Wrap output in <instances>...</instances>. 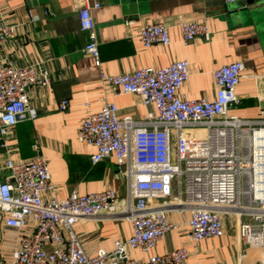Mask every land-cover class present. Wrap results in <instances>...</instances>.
<instances>
[{
    "label": "built area",
    "instance_id": "obj_1",
    "mask_svg": "<svg viewBox=\"0 0 264 264\" xmlns=\"http://www.w3.org/2000/svg\"><path fill=\"white\" fill-rule=\"evenodd\" d=\"M90 1L80 9L81 30L88 34L83 51L101 66L100 46ZM183 37H211L205 20L178 19ZM128 24L131 21H127ZM14 35L0 20V45ZM145 46L170 43L169 26L148 22L138 31ZM244 65L233 61L214 69L215 96L190 98L179 93L189 76V61L177 59L155 67L109 74L101 70L104 103L80 120L77 136L95 146L93 163L113 156L116 175L127 179V193L106 186L71 192L59 198L43 155L7 157L0 178V264H186L189 250L180 246L151 252L163 235L179 226L170 212L183 214L192 242L220 236L225 217L235 222L239 240L264 255V119H248L230 110L240 102L236 87ZM49 74L36 64L0 63V136L17 123L33 119L29 87L48 84ZM109 88L135 93L149 109L143 119L119 116L107 98ZM68 100L60 103L66 108ZM5 146V143H2ZM129 220L132 234L111 249H84L74 224L80 220ZM140 248L147 258H135Z\"/></svg>",
    "mask_w": 264,
    "mask_h": 264
},
{
    "label": "crops",
    "instance_id": "obj_2",
    "mask_svg": "<svg viewBox=\"0 0 264 264\" xmlns=\"http://www.w3.org/2000/svg\"><path fill=\"white\" fill-rule=\"evenodd\" d=\"M93 7L100 46L101 66L83 51L88 34L81 30L79 12L87 2ZM183 17L205 20L211 37L186 41L178 24ZM0 20L13 26L14 35L0 45V63L14 66L36 64L46 70L48 84L29 87L30 103L37 116L17 123L0 136V178H6L3 160L43 155L59 198L71 192L99 191L106 186L120 196L127 193V179L116 175L113 156L93 163L95 146L81 142L77 131L81 118L98 111L104 103L101 70L109 74L132 72L142 66H165L177 59L189 61V76L179 90L190 98L215 96V68L233 61L244 65L236 87L240 102L230 111L243 118L264 119V0H0ZM127 21H131L130 24ZM169 26L171 41L145 46L138 35L148 22ZM107 98L119 107V116L143 119L148 107L135 93L109 88ZM66 108H60L62 100ZM5 143V146L2 143ZM190 212H170L179 226L167 231L151 252L164 253L186 246V264H264V255L251 251L239 240L235 222L225 217L220 236L192 242L185 220ZM3 227V223H0ZM77 233L86 252L111 249L117 239L132 234L129 220H80ZM135 258H147L140 248L130 250Z\"/></svg>",
    "mask_w": 264,
    "mask_h": 264
}]
</instances>
